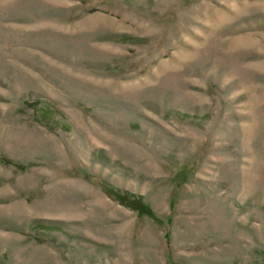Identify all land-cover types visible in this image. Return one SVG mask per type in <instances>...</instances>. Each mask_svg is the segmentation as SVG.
<instances>
[{
    "label": "rangeland",
    "instance_id": "1",
    "mask_svg": "<svg viewBox=\"0 0 264 264\" xmlns=\"http://www.w3.org/2000/svg\"><path fill=\"white\" fill-rule=\"evenodd\" d=\"M0 264H264V0H0Z\"/></svg>",
    "mask_w": 264,
    "mask_h": 264
},
{
    "label": "trees",
    "instance_id": "2",
    "mask_svg": "<svg viewBox=\"0 0 264 264\" xmlns=\"http://www.w3.org/2000/svg\"><path fill=\"white\" fill-rule=\"evenodd\" d=\"M117 194H119L117 192ZM119 196V199L122 203L126 204V206L134 209V210H137L138 212H146V213H149V210H147L145 208L144 205H142V203L140 202V200L138 198H134L133 196L129 195V194H120V195H117Z\"/></svg>",
    "mask_w": 264,
    "mask_h": 264
}]
</instances>
